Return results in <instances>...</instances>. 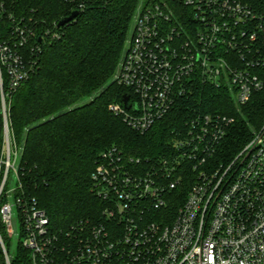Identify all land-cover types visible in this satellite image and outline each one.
I'll return each mask as SVG.
<instances>
[{
  "label": "built area",
  "instance_id": "obj_1",
  "mask_svg": "<svg viewBox=\"0 0 264 264\" xmlns=\"http://www.w3.org/2000/svg\"><path fill=\"white\" fill-rule=\"evenodd\" d=\"M78 2L80 0H64ZM0 5V253L20 221L28 264H264V120L228 160L232 116L188 107L170 148L154 157L103 150L91 173L101 219L51 227L19 162L11 99L39 63L42 42ZM126 105L111 110L145 132L200 85L226 89L234 105L264 92V0H148L137 7L114 74Z\"/></svg>",
  "mask_w": 264,
  "mask_h": 264
},
{
  "label": "trees",
  "instance_id": "obj_2",
  "mask_svg": "<svg viewBox=\"0 0 264 264\" xmlns=\"http://www.w3.org/2000/svg\"><path fill=\"white\" fill-rule=\"evenodd\" d=\"M80 1L81 9L78 2L64 0H0L37 35L59 32L42 42L37 68L11 99L10 120L30 194L46 211L52 229L63 231L102 218L104 203L92 189L91 173L108 147L134 157H157L170 148L173 129L184 125L188 107H197L232 116L219 155L228 160L249 139L250 126L264 120V92L237 108L223 87L200 85L147 131L130 128L111 110L128 93L113 77L135 11L148 0ZM75 10L74 19L57 27ZM59 257L52 264H62L64 253ZM28 263L29 252L18 249L12 264Z\"/></svg>",
  "mask_w": 264,
  "mask_h": 264
},
{
  "label": "rangeland",
  "instance_id": "obj_3",
  "mask_svg": "<svg viewBox=\"0 0 264 264\" xmlns=\"http://www.w3.org/2000/svg\"><path fill=\"white\" fill-rule=\"evenodd\" d=\"M133 18H134V16H133ZM128 39H129V37L127 38V40ZM127 40H126V43H127ZM126 43H125V45H126ZM90 99H91L90 97L86 98V99L82 100L80 103L81 104L86 103ZM257 126H259V125H257ZM257 126H250L251 132H252V129L256 128ZM12 223H13L15 234L9 240H7V247H8L10 255L12 257H14L18 251L19 240H22V238L19 236L20 221H19L18 216H16V215L14 216Z\"/></svg>",
  "mask_w": 264,
  "mask_h": 264
},
{
  "label": "water",
  "instance_id": "obj_4",
  "mask_svg": "<svg viewBox=\"0 0 264 264\" xmlns=\"http://www.w3.org/2000/svg\"><path fill=\"white\" fill-rule=\"evenodd\" d=\"M78 10L73 11L69 16L64 17L62 19H60L57 23V27H60L62 25H64L65 23L69 22L70 20L74 19V17L78 14ZM128 99V94H123L122 96V101L123 103L126 105Z\"/></svg>",
  "mask_w": 264,
  "mask_h": 264
}]
</instances>
